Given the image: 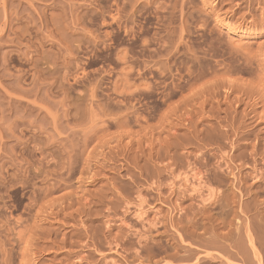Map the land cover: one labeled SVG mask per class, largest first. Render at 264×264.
<instances>
[{
  "label": "rangeland",
  "instance_id": "1",
  "mask_svg": "<svg viewBox=\"0 0 264 264\" xmlns=\"http://www.w3.org/2000/svg\"><path fill=\"white\" fill-rule=\"evenodd\" d=\"M0 264H264V0H0Z\"/></svg>",
  "mask_w": 264,
  "mask_h": 264
},
{
  "label": "bare ground",
  "instance_id": "2",
  "mask_svg": "<svg viewBox=\"0 0 264 264\" xmlns=\"http://www.w3.org/2000/svg\"><path fill=\"white\" fill-rule=\"evenodd\" d=\"M233 122H234V120H233ZM198 185H199V184H198ZM197 187H198V186H197ZM196 189H197V188H196ZM196 189H195V190H196ZM193 191H194V190H193ZM195 192H196V191H195ZM137 205H138V204H137ZM139 213H140V212H139ZM136 216H137V215H136ZM138 217H139V216H138ZM140 217H141V216H140ZM141 220H142V219H141ZM139 223H140V222H139ZM80 262H81V261H80Z\"/></svg>",
  "mask_w": 264,
  "mask_h": 264
}]
</instances>
